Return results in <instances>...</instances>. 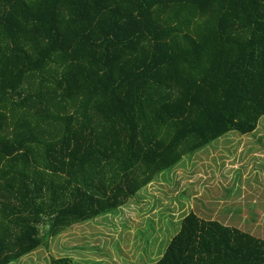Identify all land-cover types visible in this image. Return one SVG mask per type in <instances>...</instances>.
<instances>
[{"label":"trees","instance_id":"trees-1","mask_svg":"<svg viewBox=\"0 0 264 264\" xmlns=\"http://www.w3.org/2000/svg\"><path fill=\"white\" fill-rule=\"evenodd\" d=\"M263 117L264 0H0V264ZM156 264H264V241L191 213Z\"/></svg>","mask_w":264,"mask_h":264},{"label":"rangeland","instance_id":"rangeland-1","mask_svg":"<svg viewBox=\"0 0 264 264\" xmlns=\"http://www.w3.org/2000/svg\"><path fill=\"white\" fill-rule=\"evenodd\" d=\"M191 213L264 241V117L255 132L210 142L117 212L74 225L15 264H156Z\"/></svg>","mask_w":264,"mask_h":264}]
</instances>
